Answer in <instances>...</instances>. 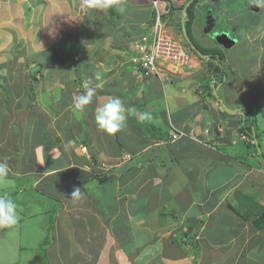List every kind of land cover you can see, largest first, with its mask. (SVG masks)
<instances>
[{"label":"crops","instance_id":"crops-1","mask_svg":"<svg viewBox=\"0 0 264 264\" xmlns=\"http://www.w3.org/2000/svg\"><path fill=\"white\" fill-rule=\"evenodd\" d=\"M227 1H219L227 14L219 33H229L233 45L210 35L215 57L213 51L197 54L193 67L170 66L162 79L145 78L130 61L142 23L156 14L147 0H114L103 9L86 3L79 13L72 0H0V161L11 168L0 196L29 189L39 193L32 200L48 201L30 216V241L38 246L48 238L50 264H111V247L120 264H136L134 252L122 244L125 237L145 250L140 264H264V229L253 222L264 211V171L257 168L264 155L250 148L249 161L242 162L214 147L228 143L215 139L226 130L236 142L248 110L254 126L255 110L264 119V6ZM202 2L208 0L193 9L190 24L199 46L207 6ZM159 7L170 9L166 1ZM171 32L177 35V25ZM86 85L96 95L79 111L74 100ZM113 96L135 113L108 135L95 112ZM144 113L151 119L142 120ZM10 132H17L13 141ZM228 167L231 175L224 174ZM174 183L187 198L180 204L184 214L173 207L163 211L171 222L159 208L156 223L155 206L167 204L162 195L171 196L166 192ZM75 188L82 193L78 200L71 199ZM75 207L85 212L68 210ZM178 232L194 243L181 238L182 249L174 239ZM91 241L102 243L98 253L83 256L82 245Z\"/></svg>","mask_w":264,"mask_h":264},{"label":"rangeland","instance_id":"rangeland-1","mask_svg":"<svg viewBox=\"0 0 264 264\" xmlns=\"http://www.w3.org/2000/svg\"><path fill=\"white\" fill-rule=\"evenodd\" d=\"M72 1H73V3L76 2V0H72ZM241 1L242 0H237L236 1V2L239 3V5H237V6L241 5ZM198 5H201V1L200 0H198ZM215 10H216V13L218 15H220L222 13L221 14L222 15V22L223 21L225 22L227 14L225 12H223V5L222 4H216ZM200 36L203 37L202 41L201 42L199 41L201 43V45H200L201 48L204 49V50H207V52L210 53V51H212L211 46L213 44H208L207 43L208 39L206 37H208V36L205 33L201 34ZM194 39H197L196 36L194 37ZM61 56L62 55H60V57ZM253 91H254V89L252 91H250V92H253ZM260 91H262V90H260ZM256 94H258V90H255V93L253 94V96L256 97L255 96ZM244 101L246 103V100H244ZM247 103H249V102H247ZM251 105L255 106V103L253 102V103H251ZM254 113L257 114V118L259 120L258 121V126H257V128H258L257 131L259 133L258 141L260 143V147H257L256 149H257L258 153H261V152H264V119H263V114L262 113H260V115H259L258 111H256V110H255ZM10 134L11 135H10L9 139H10V141H13V139L16 138L17 132H15V133L14 132H10ZM220 139L222 140L221 137L219 138V141H220ZM226 140H227L228 143H225L223 140H222V143H220V145H222L220 147V150L222 152H225L227 155H229L231 157H235L238 160H240L239 158L242 157V160H241L242 162H246L247 160L249 161L250 156H249V159H246L245 154H246V152L248 150L244 146H241V145L237 146V144H235L234 140H232V139L228 140L227 137H226ZM109 141L110 140H106L107 143H109ZM4 142H7V140H5ZM4 142H2V143H4ZM217 145H218V143L216 145H214V147H217ZM1 150H3V148H1ZM258 153H257V155H259ZM166 158H169V156L168 157L166 156ZM201 158H198V159H201ZM147 165L150 166L149 163H147ZM259 165H260V167H262V166L264 167V162L262 164V162L259 161ZM218 171H219V173H222V170H218ZM232 171H233V169L228 167L227 170L224 171V174L231 175ZM100 181L101 180H98L99 183H100ZM8 183H10V181H7V180L5 182L0 183V188L2 187V185L8 184ZM174 189H176L175 188V183H174L173 187L168 186V190H167L168 192H166V193L170 192L171 196H168V197L165 198V195H162V200L166 199L167 200L166 201L167 204H162L161 207H160V205L155 206V210L154 211H155V215L157 216L156 223H158L159 222L158 219H160L159 212L161 211L162 215H163V211H165V210L169 211L170 207L182 209L180 212H181V214H184V209L182 207L183 205H180V204L183 203V202H186L187 198L185 196H183L181 193L178 194L179 192L174 190ZM2 193L3 192L0 189V194H2ZM11 195L12 196L8 195V197H11L17 203L18 209H23V212L19 213V217L24 216V218L20 219L21 222H18L16 224L18 226L14 227L13 229L2 228V230H1L2 233H0V236H2L0 238V264H3V262H7L8 264H50L49 258H43L44 257V250H41L37 255L35 254L36 257L40 256L39 257L40 258L39 261H36L35 259L32 260V257H30V251H32L30 249L31 248V245H30L31 235H30V233L32 232V231H30V229H31L30 228V222H31L30 216H33V217L35 216V210H36L37 214H39L42 211V209H43V205L45 203H48V201L43 200L41 203H37L36 200H32L33 198L37 197L39 195V193L34 192V190L33 191H31V190L29 191V189L23 190V192H16L15 194L11 193ZM138 197H140V196H138ZM157 198H158V196L154 199V203H156V201H157L156 199ZM30 201H31V204H32L31 206H30ZM136 201H137V199L132 200V202H136ZM26 203H27V205H22V204H26ZM159 208H160V211H159ZM82 209H83V207H80V208H78V207L68 208V210H71V212H76V211L80 212ZM83 211L84 210H82V212ZM163 216H165V215H163ZM177 217H179V216H177ZM164 219H169V221L172 222V218L169 215L165 216ZM35 223H38V222L35 221ZM31 230H33V229H31ZM38 230H41V229H38ZM234 231H237V234L240 236V231L237 230L236 227H234ZM42 232L44 233L45 230L42 229ZM45 234L46 233H44V235ZM46 235H48V234H46ZM184 235H185V232L184 233L183 232H181V233L178 232V233H176V235L174 237L175 241L177 243L181 244L182 249H185L184 248L185 245L181 241H179V240H181V238H182L183 242H189L191 245L194 243V241L192 240L193 238H192L191 235H188L187 237L184 236ZM187 238H188V241H187ZM145 243H146V241H144V244ZM91 244L92 245H82L83 252H81V254L83 256L86 255V254L98 253L99 248L102 245V243L101 244H97V243L93 244V241H91ZM122 244L123 245L125 244L124 246L125 247L127 246L126 248H128V249H130V250H132L134 252L133 255L136 257V259H135V263L136 264H140L141 262H144L145 250H142L141 252H139V250L142 248V246H139L133 240L132 237H125V239L123 238L122 239ZM260 245L262 246V252H264V244L261 243ZM23 247H26L27 249L23 250L24 249ZM66 247L67 246H62L63 251H64V249H66ZM52 248H53V246H52ZM230 250L231 249L225 251V253L228 254V257H231ZM8 251H9V256L6 255L8 253ZM108 252L110 253L109 256H111L112 259H113V261H112L113 263H111V264H120L119 262H121V259H120L119 252L116 254V256H114V252H117V251H114L113 247L108 249ZM169 253H172V252L167 250L164 254H169ZM47 255H48V252H47ZM66 256L67 255L65 254L64 258H67ZM125 256H127V253L124 252V255L122 256V259H124V261H125V258H126ZM3 257H9V258L2 259ZM179 259L181 260V259H184V258L180 257ZM220 259H223V258L220 257ZM118 260H119V262H118ZM130 261L128 260V262H130ZM156 264H160V263L157 262Z\"/></svg>","mask_w":264,"mask_h":264},{"label":"clouds","instance_id":"clouds-1","mask_svg":"<svg viewBox=\"0 0 264 264\" xmlns=\"http://www.w3.org/2000/svg\"><path fill=\"white\" fill-rule=\"evenodd\" d=\"M193 1L194 0H190L187 2V4L185 3V4L180 5L179 9H182V8L185 9V7H187L186 8V10H187L190 7V5L193 3ZM201 1H203V0H201ZM86 3L88 4L89 7L102 8L103 9V8L111 7L114 3V0H76V2L74 4L76 5L77 11H78L77 13H79V12L83 11V9H85ZM204 3H207L205 5L214 6V7L208 8V9L204 8L202 11V14H201L204 16L203 20L205 21V25L203 26L204 33H205V30L210 26L212 18H214L217 21V22H215L217 24V26L212 29L213 32L205 33L208 37L210 35L213 37V33H215L217 31L216 28L219 25L222 26V23H223L222 22V15L212 13L213 11H215L216 0H208V2H203L202 4H204ZM256 6L257 7L264 6V0H256ZM198 7H200V5H198V0H197V2L194 5V8H196L198 10ZM120 10L123 11L122 8ZM83 12H85V11H83ZM204 12H206V14ZM209 15H211V18H209V19L205 18L206 16H209ZM187 20L188 19H186L185 21H182L180 24H177V27H178L177 36L179 35V37L183 39V41L185 42V44L189 48V50L191 52L190 54L192 55V63L190 66H177V67H175L177 69L178 68L193 67V62L196 60V57L198 55L199 56L204 55V53H202V51L193 42L192 36L188 34V31L186 28ZM208 20H210V24H208V22H207ZM171 27H172V25L168 29V32L173 34V32H171ZM185 29H186V33L188 34V37H190L192 43L197 48V50H199L201 52V54H198V52L195 51L191 47V44L187 41L185 35L183 34L184 33L183 31ZM217 33L219 34L218 31H217ZM213 39H214V37H213ZM213 41H215V39ZM131 57H130V61H131ZM206 59H209V57H207ZM96 78L97 79L100 78L99 74H97ZM85 88H86V91L83 94L77 96L74 100V106L79 111H83L87 106L92 104L93 98L96 95V89L95 88H93L91 86H87V85L85 86ZM134 113H135L134 107L126 106L120 97L113 96V97L109 98L101 107L96 109L95 120H96V123H97L100 130L104 131L108 135H115L118 131H120L125 126L128 116L133 115ZM141 119L142 120H150L151 115L149 113H144L142 115ZM176 136H177V134L174 135V139L176 138ZM255 142H256L257 147H260V143H259L258 139H256ZM261 154L264 155L263 152H261ZM258 168H259V170L264 171V167L259 166ZM10 172H11V168H10L8 162L6 160L0 161V183L5 182L7 180ZM81 195H82V193H81L80 188H75L73 190V192L71 193V199L78 200L81 197ZM18 219H19V213H18L17 203L11 197L0 196V228H11L18 223ZM196 258H197V256H196Z\"/></svg>","mask_w":264,"mask_h":264},{"label":"built area","instance_id":"built-area-1","mask_svg":"<svg viewBox=\"0 0 264 264\" xmlns=\"http://www.w3.org/2000/svg\"><path fill=\"white\" fill-rule=\"evenodd\" d=\"M160 1H166L170 9L164 13L159 7ZM190 0H147L145 4L155 10L151 21L142 23L144 32L133 41L131 61L145 76L166 78L170 66H190L192 55L179 35L168 32L171 25L181 23V17H173L180 11L179 6ZM170 78V77H168Z\"/></svg>","mask_w":264,"mask_h":264},{"label":"trees","instance_id":"trees-1","mask_svg":"<svg viewBox=\"0 0 264 264\" xmlns=\"http://www.w3.org/2000/svg\"><path fill=\"white\" fill-rule=\"evenodd\" d=\"M219 1L220 0H216V4H219ZM197 2V0H194L193 1V3L190 5V7L187 9V11H188V16H189V19L187 20V22H186V28H187V31H188V34L190 35V24H191V22H192V17H193V9H194V5H195V3ZM204 4H207V3H204ZM230 4V1L228 0L227 2H226V5H229ZM211 7H214V6H209V5H207V6H205V8H211ZM225 9V8H224ZM222 10V9H221ZM212 13H215V14H217L216 13V10L215 11H213ZM222 14V13H221ZM193 40V42L196 44V46L198 47V48H200V49H202L198 44H197V42L194 40V39H192ZM54 52H55V54H56V50L54 49L53 50ZM213 51V50H212ZM212 51H210V53H212ZM216 52L217 51H213V53H212V55H211V57L213 56V57H215L214 55L216 54ZM202 53H207V50H204V49H202ZM60 64L61 65H63L64 64V60L62 59L61 61H60ZM142 74V73H141ZM143 75V74H142ZM145 78H151V77H146L145 75H143ZM252 114H251V110H248V113L243 117V119H242V121H244L245 123L242 125V126H240L239 127V133H238V135H236L237 137H236V142H235V144H240V145H243V146H245V148L246 149H250V148H254V149H256L257 148V145H256V142H255V140L256 139H258L259 138V133H258V131H257V127L256 126H254L255 124L254 123H252V118L255 120V118H254V116H252ZM229 131V130H228ZM228 131L226 130V134H225V136L224 137H222V139H226V136H227V134H228ZM245 136V137H244ZM219 139L220 137L218 136V133H217V135H216V137H215V139ZM220 146H222V145H217V147L218 148H220ZM241 158V157H240ZM100 183H103V178L101 179V181H100ZM230 204H232L231 202H230ZM234 208V207H233ZM237 211V210H236ZM173 215H174V213H172ZM254 225L257 227V228H260V229H264V211L256 218V219H254ZM188 241V240H187ZM44 243L46 244V245H44ZM44 243H40L38 246L35 244V242L34 241H32L31 240V242H30V245H31V250L32 251H30V257H32V260H36V261H39L40 260V256L39 257H36V255L41 251V250H44V257L43 258H49V256L47 255V248H48V246L49 245H47V243H48V238L46 237V239L44 240ZM24 249L23 250H25V249H27L26 247H23ZM36 254V255H35Z\"/></svg>","mask_w":264,"mask_h":264},{"label":"water","instance_id":"water-1","mask_svg":"<svg viewBox=\"0 0 264 264\" xmlns=\"http://www.w3.org/2000/svg\"><path fill=\"white\" fill-rule=\"evenodd\" d=\"M187 7H185L184 10H186ZM205 18L209 19L211 18V15L209 16H206ZM186 20V18L184 19V21ZM208 24H210V20L207 21ZM217 22L214 18L211 19V24L210 26L205 30V33H211L213 32V28L217 26V24L215 23ZM215 24V25H214ZM187 41L191 44V47L198 52V54H201V52L199 50H197V48L194 46V44L192 43L190 37H188V34L186 33V29L183 31ZM214 35V39L215 41L219 42L220 44H222L223 46L225 47H230L233 45V42H234V39H232L230 36H229V33L227 32H222V33H213ZM232 44V45H231Z\"/></svg>","mask_w":264,"mask_h":264},{"label":"bare ground","instance_id":"bare-ground-1","mask_svg":"<svg viewBox=\"0 0 264 264\" xmlns=\"http://www.w3.org/2000/svg\"><path fill=\"white\" fill-rule=\"evenodd\" d=\"M183 12H184V13H183ZM183 12H181V16H180V13H179V15H178V14H175L174 17H185L186 19H189L188 11L185 10V11H183Z\"/></svg>","mask_w":264,"mask_h":264},{"label":"flooded vegetation","instance_id":"flooded-vegetation-1","mask_svg":"<svg viewBox=\"0 0 264 264\" xmlns=\"http://www.w3.org/2000/svg\"><path fill=\"white\" fill-rule=\"evenodd\" d=\"M216 29H217V31L219 32L220 29H221V26L219 25Z\"/></svg>","mask_w":264,"mask_h":264}]
</instances>
